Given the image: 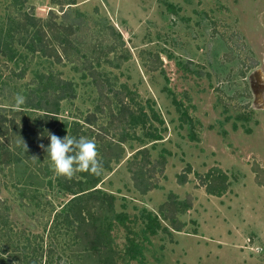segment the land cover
<instances>
[{
	"label": "rangeland",
	"instance_id": "1",
	"mask_svg": "<svg viewBox=\"0 0 264 264\" xmlns=\"http://www.w3.org/2000/svg\"><path fill=\"white\" fill-rule=\"evenodd\" d=\"M69 1L18 5L0 0V23L17 16L20 8L43 20L54 12L57 23L76 26L72 37L80 46L73 49L72 60L36 55L21 79L11 72L19 71L22 62L14 64L0 54V116L22 111L14 97L24 96L35 72L53 71L76 85V97L62 102L61 118L94 114L91 139L100 146L123 128L112 122L107 107L97 108L100 91L90 72L97 69L110 97L109 88L118 90L147 114L144 124L129 129L123 157L103 171L99 186L115 195L116 208L130 215L140 237L142 209L157 212L171 191L179 198L193 196V207L181 215L184 229L173 236L163 231L150 236L144 240V256L125 264H264V186L254 171L264 168V0ZM90 61L93 67L87 68ZM39 114L28 111L29 122ZM144 146L153 160L167 156L164 175H157L159 186L146 194L134 186L128 166ZM45 162L51 166L49 157ZM214 167L230 176L222 196L207 193L199 179ZM180 174L188 175L186 183H179ZM14 181L9 167L0 165V201L9 207L14 238L30 237L32 246L40 245L38 254L50 252L39 264H75L63 231L50 230L54 208L71 195L41 188L38 207L37 201L22 200ZM127 234L121 225L113 230L119 249ZM4 256L7 264H21L13 251Z\"/></svg>",
	"mask_w": 264,
	"mask_h": 264
},
{
	"label": "trees",
	"instance_id": "2",
	"mask_svg": "<svg viewBox=\"0 0 264 264\" xmlns=\"http://www.w3.org/2000/svg\"><path fill=\"white\" fill-rule=\"evenodd\" d=\"M28 0H14L21 5ZM68 3L76 4V0ZM17 16L9 15L7 23H0V54L14 64L22 62L20 70L12 69L13 75L24 78L29 69V63L36 55L46 56L58 61L65 57L71 59L73 49L79 50L75 36L78 30L73 23H57L54 20L56 14L43 20L28 11L19 9ZM66 13V12H65ZM113 29V28H112ZM114 30V29H113ZM26 49L31 54L27 61ZM115 47L110 48V52ZM100 57V56H99ZM94 57V59L99 58ZM110 63L113 60H108ZM93 62H89L87 68H92ZM100 91V104L98 110L103 111L107 107L112 122L118 121L117 126L122 125L120 132H115L104 144L97 146L99 159L103 163L104 170H111L112 163L121 159L126 151L125 142L128 140L129 129L136 128L146 122L147 114L138 112L131 106L125 95H119L118 90L109 88L108 92L114 93L113 98L105 90L104 82L98 80L97 69L90 70ZM117 93V94H116ZM25 103L22 111H15L10 117L0 116V165L8 166L15 179V186L19 190L22 200L28 198L30 203L41 200L36 195L41 188H56L58 192L70 194V198L60 206L54 208L55 214L50 230L63 231L64 238L69 240L71 263L75 264H125L144 256V240L157 235L160 231L173 236L175 231H182L186 222L181 215L193 207V196L188 194L186 198L171 191L157 212L142 209L141 217L144 220L142 236L135 232L131 225V217L127 212L116 208V197L99 185L103 181V174L95 176L86 172L78 173L69 180L57 176L49 163L45 162L47 153L40 147L50 144L48 133L60 138L66 135L91 138L94 135L96 117L88 114L85 118L73 119L61 118L62 102L76 97V85L71 79L62 77L53 71H37L34 80L23 92ZM28 111L40 112L38 118L31 124L28 119ZM20 113V114H19ZM16 115H21L18 121ZM114 125V124H112ZM116 126V127H117ZM154 139H160L159 135H152ZM22 140L27 145L25 150ZM35 156L37 159H33ZM34 165H33V164ZM167 156L161 153L156 159H152L147 146L138 149L129 161V171L132 175L134 186L142 193L159 186L157 175H164ZM256 167V166H255ZM256 179L264 186V168L254 169ZM187 172H192L191 166ZM201 185L205 186L207 193L222 196L230 188V176L222 168H211L206 174L199 176ZM188 175H179V183H186ZM49 203V202H48ZM9 207L0 201V263L7 264L5 254L13 251L17 261L21 264H39L40 259L50 252L38 254V247L32 246L30 237L24 239L17 236L14 228H11ZM166 222V223H165ZM123 226L127 234V243L119 249L115 245L113 230L116 226ZM11 232L13 234H11ZM26 242V244H24ZM21 243V244H20ZM43 248V247H42Z\"/></svg>",
	"mask_w": 264,
	"mask_h": 264
},
{
	"label": "clouds",
	"instance_id": "3",
	"mask_svg": "<svg viewBox=\"0 0 264 264\" xmlns=\"http://www.w3.org/2000/svg\"><path fill=\"white\" fill-rule=\"evenodd\" d=\"M15 107L17 110L25 103V97L21 94H16L14 97ZM50 144L44 149L51 161L53 172L66 179H73L78 173L86 172L95 176H101L104 171L103 163L98 158L99 153L94 139L81 136L79 138L66 135L63 138L48 133ZM25 150L27 145L22 140ZM33 159H37L35 156Z\"/></svg>",
	"mask_w": 264,
	"mask_h": 264
}]
</instances>
